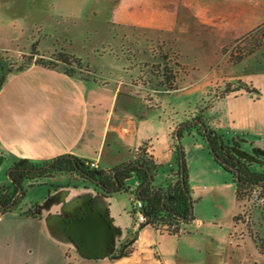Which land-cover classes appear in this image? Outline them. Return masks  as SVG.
<instances>
[{"label":"crops","instance_id":"1","mask_svg":"<svg viewBox=\"0 0 264 264\" xmlns=\"http://www.w3.org/2000/svg\"><path fill=\"white\" fill-rule=\"evenodd\" d=\"M90 1L95 2L91 10L99 22L170 38L182 68L177 88L160 91L164 94L158 104L144 108L140 100L131 104L132 84L123 78H80L34 63L10 73L0 86V186L10 184L8 168L19 159L72 154L110 169L131 159L141 147L158 165L153 187L175 182L174 134L178 125L192 118L189 109L194 104L180 116L165 98L179 92L188 97L197 86L196 80L186 79L189 68L203 69L206 75L199 99L214 85L230 84L232 89L203 112L204 122L225 139L236 141L234 155L248 157L250 168L264 173V70H241L243 63L234 64L222 53L226 44L264 25V0ZM51 6L49 13L54 15L84 17L83 9L66 12ZM196 134L193 152L185 154L193 219L180 222L177 232L135 223L131 198L138 195L139 180L134 174L126 180L127 190L103 196L77 175L57 173L30 187L25 182L28 202L1 217L0 264H71L69 257L72 264H228L232 254L254 244L249 237L234 236L240 230L234 216L242 211L234 177L216 163ZM217 179L222 186H232L237 204L226 227L215 215L196 211L195 197L201 199L202 189L214 187ZM86 203L110 220L113 251L128 252L98 258L78 253L63 221L78 217ZM28 209L39 215L22 213Z\"/></svg>","mask_w":264,"mask_h":264},{"label":"rangeland","instance_id":"2","mask_svg":"<svg viewBox=\"0 0 264 264\" xmlns=\"http://www.w3.org/2000/svg\"><path fill=\"white\" fill-rule=\"evenodd\" d=\"M52 4L63 7L66 12L83 9L84 17L77 19L70 15L49 13ZM94 4L90 0H0V86L10 73L31 64L36 58L51 60L63 51L80 60L79 68L74 58L72 65L67 67L75 70L74 76L101 81L126 79L132 84L131 104L140 100L144 108L156 106L160 96L166 92L161 89L164 68L175 71L176 78L182 69L171 39L146 29L110 26L99 22L91 10ZM33 44H36L38 54L30 58ZM222 53L234 64L243 63L241 70H264V25L226 44ZM52 62L59 70L65 67L58 61ZM189 71L186 79L196 80L197 84L189 96L185 97L179 92L165 100L172 104L180 116L194 104L189 109L192 118L188 121H196L198 117H203V112L211 107L214 99L223 95L227 88H232L228 83L214 85L199 99V88L205 84L206 75L203 69L189 68ZM192 125L194 131H184L180 138L185 162V154L189 155L194 150L192 138L198 139L196 133L199 134L198 129L202 130L201 125ZM222 182L217 179L214 187L202 189L201 199L198 195L195 200L197 212L203 216L215 215L226 227L237 204L232 186H222ZM198 192L201 194V189ZM261 195L259 188L244 191V198L240 201L241 216L236 220L240 230H236L234 236L237 240H240V236L249 237L254 245L249 244L236 255L232 254L230 264H264V197ZM28 200V197H23L17 208H23Z\"/></svg>","mask_w":264,"mask_h":264},{"label":"trees","instance_id":"3","mask_svg":"<svg viewBox=\"0 0 264 264\" xmlns=\"http://www.w3.org/2000/svg\"><path fill=\"white\" fill-rule=\"evenodd\" d=\"M36 54H38L36 44H33L29 57L33 58ZM73 58L68 53L60 51L58 55L53 57L51 60L36 58L32 63L56 68L55 63L52 61H58L64 64L65 67L62 70L64 73L74 76L75 70L72 69V67L67 68L72 65ZM74 60L79 68L80 60L78 58H74ZM29 65L30 64L19 68L18 70H21ZM162 75L164 79V81L161 82L162 90L169 91L177 88L175 83V71L173 72L165 67ZM240 87L246 88L243 84H240ZM230 90L231 89L229 88L226 89V91ZM198 120H201L203 125L206 126V136L207 139L210 140L211 147L208 146L205 134L201 128L198 129V132L202 139L206 142V147L216 163H218V165H220L224 170L230 172L234 178V171L223 165V162H228L237 167L239 170V179H234L236 199L241 201L244 198V191L251 190L253 188H259L263 194L261 196L264 197V183H262L264 180V173L250 172L248 165H246L245 162L240 161L231 151L233 147L238 146L237 142L233 139L227 140L222 135L216 133L205 124L203 117H198ZM193 126L194 125L186 126L178 130V137L175 136V140L177 141L175 153L177 159L176 172L178 178L173 183L161 186L159 190L156 187H153L151 183L152 180L145 185V183L148 182L150 175H152L153 178L158 165L154 162L152 156L145 152L143 147L139 148L140 151L131 159L110 169L91 167L89 160L72 154L59 155L47 160L19 159L8 168L10 184L0 186V213L5 214L11 210L17 209L20 200H22L25 196V190L23 187L25 182H29L28 186L30 187L33 185V182L38 183L44 179L52 178L57 173H69L77 175L78 178L83 181L92 183L96 188H98L101 195L110 196L113 193L127 190L126 180L134 174L139 180L138 191L140 190V198L145 204L143 209L149 217L152 216L157 218L158 216H161L164 220L176 219V217H179V219H181V217H187L193 200L191 197V189L188 182V172L185 160L183 177H181L180 153L184 159V152L182 146L179 145L178 140L182 138L184 131L192 130ZM47 164H50V166L45 168ZM19 186L23 187V193L16 200H14V202H12ZM189 198H191V201ZM262 212L264 219V202L262 205ZM22 213L25 215H39V213L30 209L25 210ZM239 216H241V213L234 216V221H236ZM74 247L76 248L75 245ZM128 251L129 249L125 251L123 249H119L118 251H113L111 256H116L117 254Z\"/></svg>","mask_w":264,"mask_h":264},{"label":"water","instance_id":"4","mask_svg":"<svg viewBox=\"0 0 264 264\" xmlns=\"http://www.w3.org/2000/svg\"><path fill=\"white\" fill-rule=\"evenodd\" d=\"M197 123L202 126V131L205 134V139L209 147H211L210 140L206 136V126L203 125L201 120L188 121L178 125L175 136L178 137V130ZM181 146L180 140H178ZM234 152V149L232 148ZM223 165L229 167L235 173V180L239 179V170L234 165L223 162ZM47 164L45 168L49 167ZM180 171L181 177H183L184 172V159L180 153ZM9 173V171H8ZM9 175V174H8ZM152 180V175L149 176L147 185ZM264 183V180L262 181ZM159 190V188H158ZM23 193V187L19 186L17 193L14 195V200H16ZM138 196L140 197V190L138 191ZM191 201V198H189ZM179 218V217H178ZM193 219L192 206L190 207V212L187 217H181L182 221H191ZM63 228L72 240L73 244L76 246L78 253L87 258H98L104 257L105 255L111 254L113 251L114 244V229L111 225L109 219L103 212L94 209L91 203H86L81 207V211L78 217H73L70 219H65L63 221Z\"/></svg>","mask_w":264,"mask_h":264},{"label":"built area","instance_id":"5","mask_svg":"<svg viewBox=\"0 0 264 264\" xmlns=\"http://www.w3.org/2000/svg\"><path fill=\"white\" fill-rule=\"evenodd\" d=\"M140 149H137L135 154L138 153ZM145 152L148 154V152L145 150ZM240 161L245 162L246 165H248V169L250 172H254L250 168V159L248 157L238 158ZM89 164L91 167L97 168V164L94 161H89ZM178 175L176 174L177 180ZM144 202L138 195H133L131 198V211L134 216L135 223H138L139 225H149L152 228L158 230V231H167V232H177V227L180 222H182L181 219L176 217V219H169L164 220L161 218V216H158L157 218L149 217L147 213L144 211ZM3 216L2 213H0V219ZM111 254H108V256ZM69 260L72 261V259L69 257ZM71 263V262H70ZM72 264V263H71Z\"/></svg>","mask_w":264,"mask_h":264}]
</instances>
